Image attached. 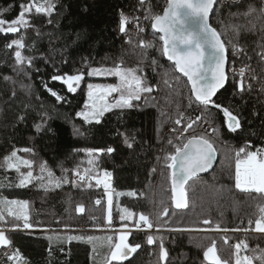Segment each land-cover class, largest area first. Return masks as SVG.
<instances>
[{
    "label": "trees",
    "instance_id": "trees-1",
    "mask_svg": "<svg viewBox=\"0 0 264 264\" xmlns=\"http://www.w3.org/2000/svg\"><path fill=\"white\" fill-rule=\"evenodd\" d=\"M55 2L56 11L50 18L52 23L41 15L32 20L35 28L26 32L22 29L16 34H0V163L14 148H31L34 154L20 151L18 155L36 162L34 175L39 174V164L46 161L47 168L56 178L67 177L68 180L55 187L48 185L45 174L42 181L33 180L27 187H19L16 172L0 167V182L4 185L0 187V197L28 201L31 229H24L22 218L8 216L7 210L0 206L5 215L2 223L8 229L12 224L21 225L9 234L12 247L18 248L25 258L21 264H104L109 253L106 238L111 236L113 242H118L122 225H129L124 230L134 228L141 213L149 217L155 228L161 224L165 227L155 233L130 232L127 243L141 247L127 259L113 261V264H207L203 251L213 240L218 254L229 264H234V245L240 241H247L249 245L247 250L241 251L242 256L256 257L253 264H264L258 259L260 250H264V233L245 231L249 228V220L253 221L251 227H255L254 222L259 217L257 206H264V196L236 189L234 180L235 151L246 142H251L253 150L264 147V60L260 55L264 53V13L260 12L261 0H240L236 4L217 0L215 5L211 26L220 33L229 55L228 83L215 101L239 116L241 129L236 133L229 132L222 112L215 108L200 109L204 118L218 130L213 138H209L216 148L217 164L210 174L189 181L185 188L188 206L180 209L174 204L165 157L174 151L173 145L184 142L188 136L202 134L195 124L181 135L186 117L196 110L194 103L189 106L190 86L161 55L159 35L153 32L150 19L146 22L145 33L131 40V44H125L118 33L120 12L145 16L150 9L152 14H160L166 0H145L143 4L140 0ZM21 3L26 4L28 0H0V18L14 19ZM249 8L256 11L245 15ZM4 9L9 10L5 12ZM22 35L26 44L22 55L32 59L30 67L17 65L15 48L6 47L12 39ZM141 39L155 44L147 49L146 58L136 46ZM112 41L116 63L122 61L123 68H135L139 64L154 91L142 94L140 100L133 101L132 108L113 109L104 114L99 124H87L76 115L84 110L87 84L119 83L116 76L88 75L90 68H96L101 51ZM235 48L243 49L238 60L231 57ZM81 50L84 59L79 65L62 62L63 57ZM152 59L157 61L156 65L151 64ZM247 62L252 64L257 79H251L253 75L247 78L252 85L251 91L239 94L236 89L239 76L229 72L235 65ZM78 72L84 73V80L75 93H69L61 81L51 79L53 75ZM165 80L169 83L165 84ZM45 84L64 99L57 101ZM44 112L49 116L46 128L52 131L37 133L34 125L40 122ZM181 114L185 119L182 125H176L174 121ZM75 129L82 135L75 134ZM125 137L132 143L131 148L124 142ZM109 147L115 151L110 154L98 152L93 158L97 161V169L112 173L111 225L107 222L105 191L92 179L86 180L84 186L73 181L76 169L83 173L92 168L86 150ZM102 173L100 171L97 178ZM129 192L136 195H127ZM79 205L84 206L83 213L77 212ZM125 208L136 214L132 220L120 219L121 210ZM165 208L168 215L162 216ZM204 220H210L211 224L205 225ZM216 224L229 231L215 230ZM171 228L192 230H167ZM147 235L163 238L169 253L167 261H160L158 244L148 245ZM49 236L59 237L51 242V256ZM69 236L97 239L91 243L86 240L69 242ZM225 237L227 244L223 242ZM0 264H12L6 261L3 249H0Z\"/></svg>",
    "mask_w": 264,
    "mask_h": 264
},
{
    "label": "snow or ice",
    "instance_id": "snow-or-ice-1",
    "mask_svg": "<svg viewBox=\"0 0 264 264\" xmlns=\"http://www.w3.org/2000/svg\"><path fill=\"white\" fill-rule=\"evenodd\" d=\"M141 4L145 0H140ZM217 4V0H166V6L162 13L152 14L151 10H147V14L144 16L145 20H151V28L154 33H159V41L161 42L160 52L161 55L172 62L173 70L182 74L187 78V82L190 86L189 106L194 103L196 110L203 109L207 111L209 108L218 109L223 113L225 118V125L227 130L232 133H236L238 129H241V120L237 114H234L228 107L217 103L213 98L217 93L225 87L228 82L229 76L226 66L227 61V49L224 42L221 40L220 33L211 26L209 23V16L213 11L214 6ZM11 7V6H10ZM4 9L3 11H8ZM56 11L55 0H28V3L20 4V11L17 16L12 20H6L0 18V34H16L20 33L23 29L25 32L29 28H35L36 25L32 23L33 18L43 15L49 18L47 22L52 23L51 17ZM256 9L249 8L245 15H251ZM260 12L264 13V0H261ZM129 23V17L123 12L120 13L119 31L127 35V25ZM135 27L138 32H144L145 29L140 26L139 18H135ZM39 35V32H37ZM128 43L131 44V37H129ZM141 49L142 56L146 58L147 49L155 47L152 41H145L141 39L136 45ZM6 47L8 49L15 48L14 58L17 65H32V59L24 57L22 50L26 48L25 39L22 35L20 38L12 39ZM243 51V49H237ZM261 59L264 60V53H260ZM122 61L113 68H90L89 76H116L119 78L117 84H87V100L84 104V110L76 113L78 117H82L87 124L101 122V118L106 112H110L113 109H126L132 108L133 101L141 99L142 94H150L154 91L153 85L147 82L146 75L143 74L141 66L138 64L135 68H123ZM155 59L151 60L152 65H156ZM249 66L242 67L239 71V79L236 80V89L239 94H243L246 90L251 91L252 85L245 81V71ZM167 75V73L165 74ZM235 75V73H234ZM6 79H8L6 77ZM53 81H61L67 87L69 93H75L79 88L81 82L84 80V73L78 72L74 75H53L51 77ZM251 79L255 80L257 77L253 75ZM168 84V80L164 81ZM45 88L56 98L57 101H61L64 98L58 95L57 92L48 88L47 84ZM264 91V89H262ZM115 94V95H114ZM15 95V93H13ZM109 97L112 100L109 101ZM204 112L197 115L195 118H188L187 122L182 125V121L185 119L183 114L177 118L174 123L176 125H182L181 135L187 133L189 129L193 128V125L199 123L207 124L208 121L204 118ZM22 120L23 117L21 116ZM49 119L48 113L44 112L40 118V122L34 125L37 133L42 131H52L50 128H46L47 120ZM172 131H176L175 128ZM216 128H211V133H217ZM75 134L82 135L79 129L74 130ZM129 148L132 147V143L128 137H125L124 141ZM172 144V141H168ZM174 151L170 152L165 157L166 167L170 170L171 190L173 193V200L177 209L186 208L188 206L187 193L185 185L189 180L196 177L199 173L207 171L212 167V164L216 157V148L212 140L207 135H191L186 137L184 142L173 145ZM20 151L33 153V149H13L8 155L3 158V163H0V167L5 171L14 170L17 174L19 187H27L33 182V180L42 181L45 174L48 178V185H54L60 187L62 183H67V177L56 178L54 173L47 168V162L43 161L39 164V174L34 175V165L36 162L32 159H27L18 155ZM88 156V164L92 166L91 169H85L83 174L79 169L73 172L77 181H85L88 179H96L97 184H103L104 188L108 191L107 203H108V224L111 225V206H112V192L109 180L112 173L106 169H97V161L93 158L96 153H112L115 150L111 147L107 149H89L86 150ZM34 154V153H33ZM27 169V171H21V169ZM67 171V170H65ZM103 172L104 179H97L99 172ZM155 171V169H153ZM235 188L243 192H255L264 196V147L255 148L251 142H246L244 146L235 151ZM3 182H0V187H3ZM47 187V185H43ZM89 186H91L89 184ZM124 193H117V195H123ZM127 195L135 196V192H129ZM100 201L97 200L96 204ZM0 206L7 210L8 216L15 217L16 219H23V228L31 229L33 225L29 223V216L27 214L28 201L26 200H9L6 197H0ZM259 217L255 220V227L252 228L253 221L249 220V228L245 231H254L258 233H264V206L258 205ZM77 212L83 213L85 211L83 205L77 206ZM121 220H132L135 217V213L128 209H122ZM168 215V209L163 210L162 216ZM0 222H5L4 211L0 209ZM205 225L211 224L210 220H204ZM141 224L145 225L147 229H153L154 225L150 221L149 217L140 214L139 222L134 224V227L140 228ZM129 225H122L123 229H128ZM165 227L164 224L157 225L156 230L159 231ZM21 228L20 224H12L8 230H17ZM170 231H188L192 229L171 228ZM215 230L227 232L229 229H221L219 224L215 225ZM240 229H231V231H239ZM130 233L122 231L119 234L118 242H113L111 236L107 237L109 242V253L104 259V264H113V261H122L127 259L132 253L136 252L141 245H130L127 243ZM49 256L52 255V244L54 240H58L59 237L49 236ZM97 239L93 236H69L67 240H86L91 243ZM146 242L148 245L158 244L160 261L168 260V250L164 246V240L162 237H154L153 235H147ZM228 243L227 237L223 241ZM249 247L247 241H240L234 245V264H253V260L256 257H250L248 255H241L242 250H247ZM0 249L4 250V256L6 261L12 262V264H21L25 260L22 253L18 248L12 247L11 239L6 235L5 230L0 227ZM11 249V251H9ZM63 251V249H61ZM95 252V247H93ZM261 254L258 257L264 262V250H260ZM204 261L207 264H229L228 260H223L218 254L216 241L213 240L211 245L203 251Z\"/></svg>",
    "mask_w": 264,
    "mask_h": 264
},
{
    "label": "rangeland",
    "instance_id": "rangeland-1",
    "mask_svg": "<svg viewBox=\"0 0 264 264\" xmlns=\"http://www.w3.org/2000/svg\"><path fill=\"white\" fill-rule=\"evenodd\" d=\"M224 2H226V0H224ZM82 50H85V48H83ZM82 50L80 52H75L72 56L70 55V56L63 57L62 62H66L68 64L79 65L84 59L83 58L84 57V53L82 52ZM116 65H117V63H116V58H115V47H114V44H113V41H112V42H109V44L105 47V49H103L101 51V53L99 54L98 62L96 63V68H113ZM242 65L249 66L247 68V71H248L249 75H253L254 74V68H253V66H252V64L250 62H247L246 64H242ZM236 69H237V66L235 65L230 70L232 71V70H236ZM232 76H235V75H232ZM245 81L247 82L246 75H245ZM94 84H104V83H94ZM107 84H111V83H107ZM111 100H112V97H109V101H111ZM97 179L103 180L104 179L103 173ZM92 180H94V182H96V179H92ZM73 181L75 183H77V184H80L81 186H84L85 183H86V180L85 181H77L75 177H73ZM109 183H110L111 189H112L111 178L109 180ZM97 185H98L99 188H101V189H103L105 191V194H106L105 201L107 203V196H108V191L109 190H106L104 188L103 184H97ZM113 200L114 199H113V192H112V205H113ZM107 210H108V203H107ZM111 217H112V206H111ZM107 222H108V215H107ZM138 222H139V219H138L137 223ZM0 227H2L4 230L8 231L9 234L14 231V230H8V228L2 222H0ZM135 230H138V228L134 227V228H132L130 230H124V229L122 230V229H120L119 232L125 231V232H129L130 233V232H134ZM9 234L6 233V235L8 237H9Z\"/></svg>",
    "mask_w": 264,
    "mask_h": 264
},
{
    "label": "built area",
    "instance_id": "built-area-1",
    "mask_svg": "<svg viewBox=\"0 0 264 264\" xmlns=\"http://www.w3.org/2000/svg\"><path fill=\"white\" fill-rule=\"evenodd\" d=\"M238 2H240V0H227V3H229V4H236V3H238ZM121 13V12H120ZM124 13V12H123ZM125 14V13H124ZM126 16H128L129 17V23H128V25H127V35H125L124 33H121L120 31H119V27H118V33H119V35L120 36H122V38H123V42L125 43V44H128V39H129V37H131V40H133L134 38H136L137 36H139L140 34H143V33H145V31H146V23H145V21H142V20H139V23H140V26L142 27V28H144L145 29V31L144 32H138V30H137V28L135 27V18H139V19H144V16L142 15V14H125ZM238 48H235L232 52H231V57H232V59L233 60H238L239 58H240V53H241V51H238L237 50ZM242 67H245V65H240V66H238L237 67V69L236 70H230V74L231 75H234V73H235V75H238L239 76V71H240V69L242 68ZM246 73H245V75H246V77L247 78H250L252 75H249L248 74V71L246 70L245 71ZM246 83H249V80H247V82ZM201 114V112H200V110H194V111H192L187 117H186V120L188 119V118H195L197 115H200ZM204 118V117H203ZM205 119V118H204ZM206 120V119H205ZM197 126H198V130L202 133V134H204V135H207L208 136V138H213L214 137V135L215 134H212L211 133V128H215L214 127V125L213 124H211V123H207V124H202V123H197ZM181 138H182V136H181ZM100 204V203H99ZM99 204H97V205H99ZM100 231V230H99ZM106 231V230H105ZM136 232H141V233H155L156 232V228L155 227H153V229H147V227L145 226V225H143V224H141V226H140V228H138V230H135ZM5 232L7 233V234H9V232L8 231H6L5 230Z\"/></svg>",
    "mask_w": 264,
    "mask_h": 264
},
{
    "label": "water",
    "instance_id": "water-1",
    "mask_svg": "<svg viewBox=\"0 0 264 264\" xmlns=\"http://www.w3.org/2000/svg\"><path fill=\"white\" fill-rule=\"evenodd\" d=\"M214 8H215V6H214ZM214 8H213V11H214ZM213 11H212V13H213ZM212 13L210 14V16H209V23L211 24V16H212ZM156 34H158V35H160L159 33H156ZM222 40V39H221ZM223 41V40H222ZM167 59V58H166ZM227 61H228V63H229V55H228V52H227ZM170 62V61H169ZM171 64H172V62H170ZM226 70L228 71V64H227V66H226ZM178 73V72H177ZM178 74H180V73H178ZM181 76H182V74H180ZM186 80H187V78L186 77H184ZM228 83V82H227ZM227 83H226V85H225V87L227 86ZM225 87L224 88H222L218 93H217V95L222 91V90H224L225 89ZM217 95L213 98L214 100H215V98L217 97ZM216 164H217V154H216V157H215V160H214V162H213V164H212V167L211 168H209L207 171H205V172H201V173H199L196 177H194V178H197V177H203V176H206V175H208V174H210L213 170H214V168H215V166H216ZM193 178V179H194ZM192 180V179H191ZM190 181V180H189ZM189 181H188V183H189ZM187 183V184H188ZM187 184L185 185V188H186V186H187Z\"/></svg>",
    "mask_w": 264,
    "mask_h": 264
},
{
    "label": "bare ground",
    "instance_id": "bare-ground-1",
    "mask_svg": "<svg viewBox=\"0 0 264 264\" xmlns=\"http://www.w3.org/2000/svg\"><path fill=\"white\" fill-rule=\"evenodd\" d=\"M139 20L145 21V23L147 22V20H145V19H139ZM238 66H240V65H238ZM238 66H237V67H238ZM193 127H194V126H193ZM196 129H197V128H196Z\"/></svg>",
    "mask_w": 264,
    "mask_h": 264
}]
</instances>
